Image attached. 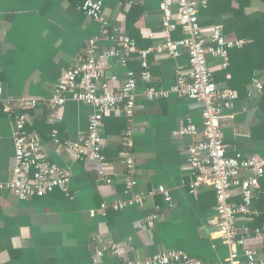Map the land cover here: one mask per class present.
<instances>
[{
	"label": "crops",
	"instance_id": "crops-1",
	"mask_svg": "<svg viewBox=\"0 0 264 264\" xmlns=\"http://www.w3.org/2000/svg\"><path fill=\"white\" fill-rule=\"evenodd\" d=\"M84 1L0 0V98L22 102L17 110L27 115V130L38 136L52 163L71 172L69 196L56 190L41 198L20 201L0 190V264H94L91 236L96 231L115 242L129 240L132 249L123 255L124 259H144L159 250H176L204 262L224 260L229 248L215 230L214 191L207 186L196 194L189 191L192 175L186 164L187 149L203 138L201 103L176 96L151 102L141 95L143 85L139 84L132 122L128 124L122 116L104 120L103 153L109 163L107 172L113 178L110 185L99 179L95 163L76 161L53 143L50 136L53 126L47 121L50 110L42 101L52 97L61 72L73 64L87 40L100 33L98 23L80 10ZM102 1L110 25L122 26L139 48L163 41L160 0ZM260 8L257 1L251 5V11ZM206 19L202 16L201 22ZM210 26L203 25L206 37ZM180 35L178 32L174 37ZM98 47L111 48L112 43L100 40ZM208 60L218 83H225L218 62ZM149 63L154 84L162 88L173 84L177 69L182 72L189 69L186 54L177 59L151 55ZM128 69L140 72L136 57L129 62ZM125 72L112 59L102 83L116 75L117 81L109 83L115 90L124 81ZM255 76L263 84L262 91L253 90L251 81L246 85L245 96L234 89L238 95L234 109L226 111L222 120L226 155L230 157L264 156V70H256ZM33 100L38 104L31 105ZM91 113L90 106L68 100L62 110L63 121L57 127L59 139L77 141L79 135L87 132ZM188 119L196 125L199 135L173 137V132ZM127 127L133 134L132 150L122 144ZM128 154L136 164L138 189L149 192L164 186L170 192L171 204L156 195L120 212L110 210L105 219L92 216L91 211L101 202L121 198L123 164ZM13 168L12 121L3 113L0 102V182L12 179ZM260 183L261 195L264 177ZM232 201H239L237 192ZM259 206L264 207V201ZM156 207L160 208V218L154 227L138 229L137 224L153 214ZM237 224L249 225L250 221L239 216ZM251 246L259 249L264 247V241L253 242ZM106 260L98 264L118 262L117 258Z\"/></svg>",
	"mask_w": 264,
	"mask_h": 264
},
{
	"label": "built area",
	"instance_id": "built-area-1",
	"mask_svg": "<svg viewBox=\"0 0 264 264\" xmlns=\"http://www.w3.org/2000/svg\"><path fill=\"white\" fill-rule=\"evenodd\" d=\"M207 0H160V32L163 41L147 48H139L135 39L126 34L122 26H111L103 13L102 0H85L80 10L88 18L96 21L100 33L88 39L83 50L72 65L64 69L51 98L42 103L49 110L47 121L53 126L50 136L57 147H62L76 161L88 160L97 165L99 179L107 185L113 183L107 168L109 163L103 153L104 120L111 116H122L127 123L132 122L139 84L143 85L141 95L148 101L157 102L176 96L181 99L201 103L202 139L194 141L187 149L186 164L192 178L189 191L196 194L202 186L210 187L215 194V230L228 246L227 257L219 262H204L182 251L159 250L144 259H124L123 255L132 249L129 240L115 242L104 238L96 231L91 236L94 264L108 258H117L114 264H264V247L251 246L256 241H264V224L251 228L238 226L239 216L248 221L259 216L255 202L261 193V179L264 177V156L230 157L226 155L227 145L222 136V120L226 111L234 109L237 92L214 78V68L209 58L215 59L217 67L226 70L230 64L229 53L251 43L249 38H227L220 24L209 28V36L204 34L200 24V13L207 8ZM180 37H174L175 33ZM107 40L111 48L100 49L98 42ZM186 54L189 69H177L174 82L168 88L154 84L150 71L151 55H166L177 59ZM136 57L140 72L138 77L128 69V64ZM126 69L124 81L115 89L109 83L116 82V75L105 83V72L110 69V61ZM253 90L260 93L263 84L255 76L251 80ZM2 89L0 87V97ZM68 100L83 103L92 108L88 119V129L79 135L77 141L60 140L58 126L63 121L62 110ZM2 111L12 121L14 144V168L10 181L0 182V190L14 195L20 201L41 198L58 190L69 196L71 172L67 167L52 163L37 135L27 130V115L18 111L13 98H0ZM20 103H22L20 101ZM31 101V105H37ZM196 125L188 119L173 132V137L199 135ZM122 144L133 148V134L130 127L123 133ZM124 189L119 199L103 201L91 211V215L106 218L110 210L120 212L140 205L144 200L161 195L164 202L171 204L170 192L164 186H157L149 192L138 189L136 164L128 154L124 160ZM234 192L239 201H232ZM144 217L138 229H151L160 218V208ZM107 261V260H106ZM113 264V263H111Z\"/></svg>",
	"mask_w": 264,
	"mask_h": 264
},
{
	"label": "trees",
	"instance_id": "trees-1",
	"mask_svg": "<svg viewBox=\"0 0 264 264\" xmlns=\"http://www.w3.org/2000/svg\"><path fill=\"white\" fill-rule=\"evenodd\" d=\"M254 1L259 2L261 8L251 11ZM207 3V8L200 13L202 26L221 23L223 34L227 38L252 40L244 48L230 51V64L221 74L224 84L237 90L238 95L245 96L246 85L250 83L256 70H264V0H207ZM202 16L208 20L201 22ZM138 75L139 73L136 74L137 77ZM214 78L217 81L215 73ZM259 198L258 210L261 212L250 222L251 228L264 224V207L259 206L264 201V193Z\"/></svg>",
	"mask_w": 264,
	"mask_h": 264
},
{
	"label": "water",
	"instance_id": "water-1",
	"mask_svg": "<svg viewBox=\"0 0 264 264\" xmlns=\"http://www.w3.org/2000/svg\"><path fill=\"white\" fill-rule=\"evenodd\" d=\"M16 104L19 106V105H21L22 103H19V102H18V103H16Z\"/></svg>",
	"mask_w": 264,
	"mask_h": 264
}]
</instances>
